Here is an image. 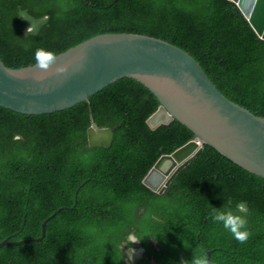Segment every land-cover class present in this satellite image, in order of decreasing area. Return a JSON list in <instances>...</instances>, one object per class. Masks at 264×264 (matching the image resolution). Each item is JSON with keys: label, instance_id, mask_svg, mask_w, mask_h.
<instances>
[{"label": "trees", "instance_id": "16d2710c", "mask_svg": "<svg viewBox=\"0 0 264 264\" xmlns=\"http://www.w3.org/2000/svg\"><path fill=\"white\" fill-rule=\"evenodd\" d=\"M107 33L183 49L230 101L264 117V40L231 0H0V57L12 69L36 64L37 49L56 56ZM160 106L125 78L52 114L0 107V243L39 238L46 219L75 207L48 221L43 241L1 248L0 264H192L208 252L213 264H264L263 177L207 145L163 194L143 184L195 138L175 120L152 130ZM91 126L111 129L112 144L91 146ZM237 201L248 207L242 243L210 216ZM129 231L144 237L137 262L121 250Z\"/></svg>", "mask_w": 264, "mask_h": 264}, {"label": "water", "instance_id": "95a60500", "mask_svg": "<svg viewBox=\"0 0 264 264\" xmlns=\"http://www.w3.org/2000/svg\"><path fill=\"white\" fill-rule=\"evenodd\" d=\"M232 1L264 40V0ZM123 78L136 80L159 99L161 108L156 115L164 112L166 119L156 125L151 122L155 117L150 119L153 129L177 120L195 135L172 155L159 159L143 181L146 187L163 193L206 145L264 178V117L230 101L189 53L155 37L134 33L98 35L56 56L46 68L35 64L11 69L0 57V107L25 115L60 112L89 101ZM105 131L110 137L107 143H101L105 140L96 139L91 129V146L112 144L111 130L98 132ZM74 208H60L46 219L41 237L6 239L0 249L43 241L48 221L62 210ZM208 260L211 264V252Z\"/></svg>", "mask_w": 264, "mask_h": 264}, {"label": "clouds", "instance_id": "9594fccd", "mask_svg": "<svg viewBox=\"0 0 264 264\" xmlns=\"http://www.w3.org/2000/svg\"><path fill=\"white\" fill-rule=\"evenodd\" d=\"M232 1V0H231ZM233 2V1H232ZM236 4V3H235ZM237 5V4H236ZM238 6V5H237ZM240 9V8H239ZM247 19V18H246ZM256 32V31H255ZM102 35V34H101ZM81 44V43H80ZM79 45V44H78ZM77 46V45H76ZM74 46V47H76ZM73 48V47H72ZM71 49V48H70ZM68 49V50H70ZM67 50V51H68ZM183 50V49H182ZM66 52V51H65ZM64 53V52H63ZM188 53V52H187ZM62 54V53H60ZM58 54V55H60ZM56 55V56H58ZM53 55V53L51 51H48V50H44V49H37L36 52H35V60H36V64L38 67L40 68H46L50 62L53 61V59L56 57ZM194 58V57H193ZM195 59V58H194ZM196 60V59H195ZM197 61V60H196ZM199 63V62H198ZM35 65V64H34ZM201 65V64H200ZM29 67V66H27ZM24 68V67H23ZM203 68V67H202ZM12 69V68H11ZM20 69V68H19ZM205 71V70H204ZM210 78V77H209ZM125 79V78H123ZM128 79H131V78H128ZM121 80V79H120ZM119 81V80H118ZM136 81V80H135ZM117 82V81H116ZM115 82V83H116ZM213 82V81H212ZM139 83V82H138ZM114 84V83H112ZM111 84V85H112ZM141 84V83H140ZM142 85V84H141ZM110 86V85H109ZM108 86V87H109ZM144 86V85H143ZM216 86V85H215ZM145 87V86H144ZM107 88V87H106ZM104 90V89H103ZM150 91V90H149ZM151 92V91H150ZM225 96V95H224ZM226 97V96H225ZM227 98V97H226ZM159 100V99H158ZM236 104V103H235ZM238 105V104H237ZM161 106L159 107V109L148 119L147 123L149 125V127L152 129V130H156V129H153L151 127V125L149 124V120L152 119L153 117H155L151 122L153 125H156V124H160L162 123L165 119H166V114L164 112H160L158 115H156L158 113V111L160 110ZM15 112V111H14ZM52 114V113H51ZM255 114V113H254ZM25 115V114H24ZM156 115V116H155ZM258 116V115H257ZM159 117L158 120H156L157 118ZM261 117V116H260ZM174 121V120H173ZM172 121V122H173ZM177 121V120H175ZM171 122V123H172ZM179 122V121H178ZM170 124V123H169ZM162 125H168V124H161L160 126ZM159 126V127H160ZM158 127V128H159ZM186 127V126H185ZM91 129H93L96 133V139H101L104 137V133H107L108 136L110 137V133L105 131L103 133H99L98 131L99 130H111V129H107V128H96L95 126H91L90 129H89V140H90V131ZM112 131V130H111ZM113 132V131H112ZM114 135V133H113ZM195 139V138H194ZM193 139V140H194ZM188 144V143H187ZM200 146H202V143H199ZM96 146H101V145H96ZM207 146V145H206ZM106 147V146H104ZM183 147V146H182ZM178 150V149H177ZM176 150V151H177ZM204 151V150H203ZM174 153V152H173ZM172 153V154H173ZM170 154V155H172ZM165 156V155H164ZM200 156V155H199ZM163 157V156H162ZM159 161V160H158ZM157 161V162H158ZM195 161V160H194ZM156 162V163H157ZM190 165V164H189ZM155 166V165H154ZM153 166V167H154ZM185 169V168H184ZM183 169V170H184ZM152 170V169H151ZM150 170V171H151ZM149 171V172H150ZM182 171V170H181ZM180 171V172H181ZM179 172V173H180ZM148 175V174H147ZM146 175V176H147ZM178 176V175H177ZM176 176V177H177ZM175 177V178H176ZM145 179V178H144ZM144 181V180H143ZM174 181V180H173ZM172 181V182H173ZM171 182V183H172ZM144 184V183H143ZM169 187V186H168ZM148 188V187H147ZM167 189V188H166ZM165 189V191H166ZM151 190V189H150ZM164 191V192H165ZM154 192V191H153ZM163 192V193H164ZM156 193V192H155ZM163 193H158V194H163ZM77 194H78V191H77ZM229 204L231 203V201L228 202ZM247 212H248V207H247V204L244 202V201H237L235 203V206L234 207H229L228 205H223L221 207H217V208H214L211 210V213H210V216H211V219L212 221H214L215 223H217L218 225H222L223 229L227 230L229 233H231V235L233 236L234 239H236L237 241L239 242H244L246 241L249 236L251 235L249 229L246 227L247 225ZM144 237L142 238H138L137 235L132 232V231H129L125 234V237L124 239L127 241V244H123L121 245V250L124 254V257H126V261L127 262H137L142 256H143V253H144V249L138 247V242L143 239ZM155 238V237H153ZM135 245V247H132V245ZM127 245V252L125 254V252L123 251V249L125 248V246ZM137 254V258L135 260H133V257H134V254ZM123 259V258H122ZM192 264H209V261L207 259V257L204 255V254H200V255H197V256H194L192 258ZM211 264H213V256H212V252H211Z\"/></svg>", "mask_w": 264, "mask_h": 264}, {"label": "bare ground", "instance_id": "6f19581e", "mask_svg": "<svg viewBox=\"0 0 264 264\" xmlns=\"http://www.w3.org/2000/svg\"><path fill=\"white\" fill-rule=\"evenodd\" d=\"M158 119H159V117L156 120H158ZM108 138H109L108 134L107 133H104V137L101 138V140H105V141L104 142H101V143H107V139ZM93 139H95V138H93Z\"/></svg>", "mask_w": 264, "mask_h": 264}, {"label": "flooded vegetation", "instance_id": "af4514ba", "mask_svg": "<svg viewBox=\"0 0 264 264\" xmlns=\"http://www.w3.org/2000/svg\"><path fill=\"white\" fill-rule=\"evenodd\" d=\"M137 258V254L135 253L134 254V257H133V260H135Z\"/></svg>", "mask_w": 264, "mask_h": 264}]
</instances>
